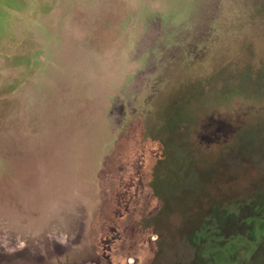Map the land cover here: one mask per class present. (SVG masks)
Instances as JSON below:
<instances>
[{
  "label": "rangeland",
  "instance_id": "rangeland-1",
  "mask_svg": "<svg viewBox=\"0 0 264 264\" xmlns=\"http://www.w3.org/2000/svg\"><path fill=\"white\" fill-rule=\"evenodd\" d=\"M55 263L264 264V0H0V264Z\"/></svg>",
  "mask_w": 264,
  "mask_h": 264
},
{
  "label": "flooded vegetation",
  "instance_id": "flooded-vegetation-1",
  "mask_svg": "<svg viewBox=\"0 0 264 264\" xmlns=\"http://www.w3.org/2000/svg\"><path fill=\"white\" fill-rule=\"evenodd\" d=\"M157 28L159 30H162L158 26ZM154 61L152 62L153 64L161 63L157 59H154ZM164 70L165 66H160L158 69L156 68V70L147 73L144 77L145 81L142 83L137 92L134 90L131 91L129 89L127 92H125L124 101L119 102L120 114H122L124 117L123 123H125L126 121L131 122L134 116H137L140 121V118H143L146 113L149 114L152 109H154L156 105V99L162 90L161 84L163 81L161 80V77H164ZM165 128L166 125L164 122H162V125H160V129L157 128L151 130V133L147 138V142H155L159 137L162 139L166 135ZM147 142L144 143V141L142 140V143H144L142 146L143 148L146 147L148 153V149H150V147L147 145Z\"/></svg>",
  "mask_w": 264,
  "mask_h": 264
},
{
  "label": "trees",
  "instance_id": "trees-1",
  "mask_svg": "<svg viewBox=\"0 0 264 264\" xmlns=\"http://www.w3.org/2000/svg\"><path fill=\"white\" fill-rule=\"evenodd\" d=\"M230 252H232V251H229V255H230Z\"/></svg>",
  "mask_w": 264,
  "mask_h": 264
}]
</instances>
